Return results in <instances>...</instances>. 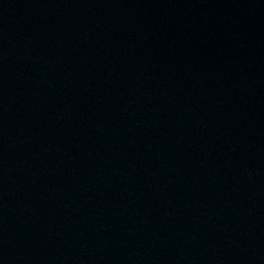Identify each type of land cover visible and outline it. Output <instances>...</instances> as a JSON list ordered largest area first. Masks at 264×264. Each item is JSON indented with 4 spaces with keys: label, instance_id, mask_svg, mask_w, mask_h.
Returning <instances> with one entry per match:
<instances>
[{
    "label": "water",
    "instance_id": "1",
    "mask_svg": "<svg viewBox=\"0 0 264 264\" xmlns=\"http://www.w3.org/2000/svg\"><path fill=\"white\" fill-rule=\"evenodd\" d=\"M264 0H0V264H263Z\"/></svg>",
    "mask_w": 264,
    "mask_h": 264
}]
</instances>
